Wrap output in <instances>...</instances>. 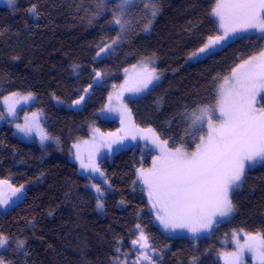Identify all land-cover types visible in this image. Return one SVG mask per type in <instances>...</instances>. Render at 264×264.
Segmentation results:
<instances>
[{
    "label": "trees",
    "instance_id": "16d2710c",
    "mask_svg": "<svg viewBox=\"0 0 264 264\" xmlns=\"http://www.w3.org/2000/svg\"><path fill=\"white\" fill-rule=\"evenodd\" d=\"M32 4L36 16L28 12ZM96 5L97 0H16L11 9L0 5V95L31 92L45 129L61 141L59 150L42 148L0 123V179L27 185L23 199L0 212V233L10 238L3 257L11 264H112L116 249L128 248L139 224L157 252L156 264H220L215 253L231 230L264 232V164L247 170L231 194V217L194 240L171 237L157 225L141 187L133 183L135 168L149 164L150 150L128 147L100 160L111 186L101 213L87 187L88 172L68 154L73 140L89 136L91 125L102 132L119 126L120 114L99 116L109 83L121 82V69L148 55L156 56L162 77L146 94L127 102L128 112L170 147L194 148L203 131L190 130L180 113L213 102L219 80L241 57L264 48V39L240 35L185 64L187 55L218 32L210 15L214 0H159L149 31L142 30V23L132 25L115 52L97 59L101 45L111 43L119 27L110 23L115 0H107L89 23ZM17 240L26 241L23 250H16Z\"/></svg>",
    "mask_w": 264,
    "mask_h": 264
},
{
    "label": "snow or ice",
    "instance_id": "6c2138e0",
    "mask_svg": "<svg viewBox=\"0 0 264 264\" xmlns=\"http://www.w3.org/2000/svg\"><path fill=\"white\" fill-rule=\"evenodd\" d=\"M106 2L107 0H97V11L92 14L89 23L100 14V9ZM140 2L144 6L145 16L136 21L129 17L136 0H115L113 19L110 23L117 25L119 32L111 43H105L100 48L96 53L97 57L101 53L111 51L120 43L123 35L134 23L142 22V30L145 32L150 30L152 19L159 11V0ZM6 3L9 7H14L16 0H6ZM28 12L34 16L38 15L37 5L32 4ZM210 15L215 18V23L222 32L207 36L203 46L190 53L189 59L212 53L222 42L240 33L256 30L264 34V0H214ZM260 38L264 39V35ZM151 63L152 60L149 58L143 64V73L133 86L126 89L128 92H142L160 79V74L155 68L149 69L148 65ZM95 75L100 77L102 74L96 72ZM32 99L34 96L31 92L27 95L13 92L10 96H4L7 114L15 116L16 104ZM83 99L81 96L79 100L73 101V104L78 105ZM180 115L188 122V127L193 132L204 131L206 125V136L200 135L195 150L189 152L183 146L167 148V140H160L154 129H147V132L152 134V143L160 148L161 155L153 159L152 168L138 169L137 175L147 186L152 207L157 210V218L166 229H187L193 234H198L218 223L217 217L230 216L235 207L231 193L241 186L246 168L264 161V48L247 59L241 57V62L232 68L231 75L225 76L223 83L218 85L214 104L202 103L190 110L186 107ZM4 118L5 113L0 111V120ZM16 128L25 136H30L34 130H38L41 143L50 139L40 127L39 114L35 112L31 114V119L26 116L23 124H16ZM131 138L135 140L136 136L132 135ZM193 138L196 139L195 136ZM122 140L123 138L121 142ZM113 143L117 141L103 146L111 149ZM76 159L80 160L83 169L100 171L91 158L90 162L85 164L79 151ZM0 185H7L12 196L21 192L23 188V185L14 188L7 180H0ZM92 187L103 195L104 190L99 184H93ZM9 199L0 192V205H7ZM96 206L103 208L99 196ZM135 227L139 237L132 241L133 245L139 243L141 248H147L148 237L143 228L139 224ZM244 237L241 243L239 236L234 233L237 251L229 254L233 258L231 264L240 261L245 251L258 259L260 264H264V232L245 233ZM9 240V237L0 233V249L7 247ZM15 245L17 251L23 250L26 241L17 240ZM116 251L119 252L120 249L117 248ZM140 258L154 264L152 257L147 253H142ZM0 264L11 262L0 255ZM113 264H126V261L117 257Z\"/></svg>",
    "mask_w": 264,
    "mask_h": 264
},
{
    "label": "rangeland",
    "instance_id": "374dc122",
    "mask_svg": "<svg viewBox=\"0 0 264 264\" xmlns=\"http://www.w3.org/2000/svg\"><path fill=\"white\" fill-rule=\"evenodd\" d=\"M0 5L5 6L7 8H10V9L12 8V7H9L7 5L6 0H0ZM143 11H144L143 4L140 2V0H136L135 5L131 8V10L129 12V17L136 20V21H140L141 18L144 16L142 14ZM212 18L215 21V18L213 16H212ZM141 23H139V24H141ZM133 25H137V23H134ZM142 26H143V23H142ZM217 27H218V25H217ZM218 32H222V30L218 29ZM216 34H214V35H216ZM240 35H256V36L261 37V35H264V34L260 33L259 31L253 30V31H250L247 33H240L237 36H240ZM237 36H234V37L228 39L227 41L222 42L220 45H218L215 48V50L219 49L221 46H223L228 41L234 39ZM105 43H110V42H105ZM105 43H103L101 45V47H103ZM118 45H119V43L111 51L106 52V53H101V55L99 57L96 56V58L99 59V58H103V57H106V56L112 54L113 52H115ZM189 55H187L184 59L185 64L189 63V62L196 61V60L201 59V58H204L208 54H201L197 58H193V59H189ZM149 58H151V60H152V63L148 65L149 69L155 68L157 70V72L160 74V79H161V77H162L161 76V70L158 67V62H157V58L155 55L144 56L141 59H139L137 62L133 63L131 66L130 65L124 66L121 69V74H120L122 77V81L117 83V84H115L113 82L109 83V92L107 95L106 104H105L104 108H102V110L99 111L100 117H109L112 115L120 114L122 116L121 123L119 124V126L115 130L108 131V132H102V131H99L98 129L97 130L93 129V125H91L89 127V129H90L89 136L78 138V139H75L71 142L70 152L68 154V158L70 161L76 163L79 168L83 169L81 167L80 160L76 159V154L79 151L81 158L83 159L85 164L89 163L90 158H91V161H93L95 163V165L98 166V168L100 170L99 172H92L91 169H87V170L83 169V170L88 172L87 176L89 178V182L87 184V187L90 190H92L94 195H95L96 211L98 213H101L103 208H97V206H96L97 205V198L99 196L103 202L105 196L110 192L111 186H110L109 179L105 175L104 170L100 169V160H102L105 157L109 158L112 154H114L120 150L126 149L128 147L140 146L143 150L144 149L150 150L152 152V155L150 157L149 164L147 166H139V167L135 168V183H136V185L141 187L140 189L142 190V193L146 196L147 201L149 203V207L153 213L154 220L156 219L155 222L157 223V225H159L167 234L173 235L171 237L184 235V236H188V237L196 240L202 236H208L211 233L213 227H215V225L229 219L231 217V215L233 214V212L230 214V216H228L226 218L217 217L216 219L219 221L218 223L213 224V226L209 230L201 231L198 234H193V233L189 232L187 229H175V230L170 229V228L166 229L164 227V225L160 222V220L157 218V210L152 207V201L149 198L147 186L144 185L138 179L137 170L141 169V168H143V169L152 168L153 167V159L156 157H159L161 155V151H160L159 147H157L156 145H154L152 143V139H151L152 134L147 132V129H149V128L153 129V128L150 126H139V125H137L133 121L131 114L128 112L127 102L129 100L139 98V97L143 96L144 94H146L153 85L157 84L160 81V79L158 81H155L152 85H149L148 89H146L142 92H139V93H131V92H128L126 90L127 88L133 86L135 84V82L140 78V76L144 70L143 64ZM133 66H135V67H133ZM125 70H127V71H125ZM230 75H231V71L229 73H227L226 75H224L219 80L218 83L219 84L223 83V78L225 76H230ZM14 92H18L22 95H27L29 93V92H19V91H14ZM11 93H13V92H9L7 94L0 95V111H3L5 113V118L3 120H0V123L5 122L9 126H11L14 129V131L18 134V136L26 142L35 143L36 145H38L42 148H46L47 146H52L56 150H59L61 148L60 138L56 135H52V134L47 132V130L45 129L44 124H43V113H42V111L39 108L33 106L34 99L29 100L27 102L21 101L20 103L16 104L17 112H16L15 116H9L7 114V105L4 103L3 97L4 96H10ZM216 94H217V88H216ZM14 99L15 98H13V100ZM9 102L11 103L12 100H10ZM214 103H215V100L209 104H214ZM34 112L39 114L40 127L43 128L44 131L50 137V139L45 140L43 143H41V141H40V135H39L38 130H34L30 136H25L22 132H20L16 128V124H23L25 122L26 116L29 119H31V114ZM217 123H218V121H217ZM187 125H188V122H187ZM206 134L207 133H206V125H205V130L203 131L202 135L206 136ZM132 135L136 136L135 140H133L131 138ZM142 137H148V139H143ZM121 138H123L122 142H121ZM114 140L117 141V143H113L111 149H109L107 146H103V145H106L107 143H111ZM160 140H165V139H162L160 137ZM85 142H87V143H85ZM75 145H78V147H75ZM166 147L170 148V149L175 148V147H170L168 144L166 145ZM176 147H178V146H176ZM183 147L189 152H192L195 150V147L192 149H188L185 146H183ZM97 148L99 149L98 151H97ZM263 164H264V161H259V162H256L254 164H251L246 168V171L251 169V168L263 165ZM101 172L103 173V175H100ZM0 180H6V179H0ZM7 181L14 188H18L21 185H23V188H22L21 192L17 193L15 196H12L11 191L7 185H0V192H2V194L5 197L10 198L9 203L7 205H0V212H6L9 208L14 206L16 203L20 202L24 197V193H25L26 186H27L24 183L15 185V184L11 183L9 180H7ZM105 181H107V183H105ZM93 184H99L101 186V188L104 190L102 196L96 192L95 188L92 187ZM238 189H234L233 192L238 190ZM240 230L241 229H233L228 234L223 236V238L220 240L221 246L216 250V253H215L216 258L220 261V264H231V262L233 260V258L229 254L235 253L237 251V244H236V239L234 238V233H236L239 236L241 243H243V241H244V238H245L244 234L245 233H254V232H247L244 230L243 231H240ZM138 237H139V232H137L135 237L129 241V243L127 244L128 248L126 250L117 252L114 259L112 260V264H113V261L117 257H119L120 260H122V261H126V264H151L150 261L143 260L142 258H140L142 253H147V255L151 256L152 261H154V264H156L155 259L157 257V252L153 251L152 246H150L148 240H147V244L149 246L147 248H141L139 243L133 245L132 241L137 240ZM142 243H143V241H142ZM5 249H6V247L0 249V255L3 256ZM235 264H260V261L258 259H256L251 253H248L247 251H245L241 260L236 261Z\"/></svg>",
    "mask_w": 264,
    "mask_h": 264
}]
</instances>
